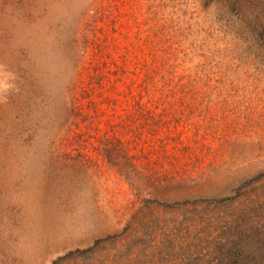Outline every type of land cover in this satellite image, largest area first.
I'll use <instances>...</instances> for the list:
<instances>
[{"label":"rangeland","instance_id":"374dc122","mask_svg":"<svg viewBox=\"0 0 264 264\" xmlns=\"http://www.w3.org/2000/svg\"><path fill=\"white\" fill-rule=\"evenodd\" d=\"M243 27L211 0H0V143H18L0 155V264H52L108 235L129 264H264V213L173 204L264 169V73L240 62ZM102 131L145 169L205 179L143 208Z\"/></svg>","mask_w":264,"mask_h":264},{"label":"trees","instance_id":"16d2710c","mask_svg":"<svg viewBox=\"0 0 264 264\" xmlns=\"http://www.w3.org/2000/svg\"><path fill=\"white\" fill-rule=\"evenodd\" d=\"M211 1H214L215 5L218 7L220 6L221 9L225 8L227 12L235 15L237 19L243 20L244 27L242 28V32L247 33V35L242 42L247 48L244 47L242 50L243 56L239 58L241 59L240 62L247 64L253 73H264V0ZM71 85V89L74 90L75 87L73 84ZM80 90L83 92L84 97L88 100L89 104L97 107L95 102L91 101V97L88 96L90 90L84 88ZM66 91V88H61V93L59 94L61 99ZM68 100H71V97H69ZM138 106L140 108V104H138ZM140 109L134 108V110H136V114ZM128 115H126V117H128ZM18 117L22 120L21 123L26 126L29 131L35 133L36 128H34V126L36 127V125L33 124L30 119L24 121L25 117L23 115H18ZM149 119L154 120V117L151 116ZM156 122L158 121H155V123ZM65 125H67V123H65ZM61 127H63V123L54 124L48 128L51 132L59 133ZM97 130L100 131L99 127H97ZM66 131L67 130L64 131V138L66 137L65 141L68 144H71L72 142H68L66 140L68 139L67 136H65ZM74 136L76 137V134ZM125 139L126 138L124 137H118L116 133H114L113 136H110L107 131H102L98 151L101 152L100 154L103 159L106 160L108 164L111 165L130 185L131 194L134 196L137 203L140 202L139 204L141 207L148 208L149 206L152 207L159 204H165L164 201L159 202L158 199L161 197L160 193L167 187L172 190H178L184 186L189 187L192 185L191 183L195 184L205 179V176L199 173L192 174L187 173L186 171L173 169L160 172L153 171L152 169H145V165L137 161V158L134 155H129V147L126 145ZM44 144L46 143L44 142ZM17 145L18 143L16 140H10L9 143L1 142L0 155L12 157L14 149ZM51 147L52 145L46 146L45 150L48 151ZM37 149L40 150L38 146H32V150ZM66 156L70 159L69 152H66ZM148 164H151V161H147L146 165ZM241 186L244 188L243 190ZM259 188L262 189L263 192L261 191V194H263L264 169L250 175L247 179L239 181L234 188L235 194H228L215 198L198 195L192 198L175 201L173 204L182 205V207L186 205H193L195 208L199 204H210L214 199V201L216 200L222 205L224 210L223 215H226L227 217L229 216L230 221L244 220L248 219L246 217L250 214L251 216H256L264 213L261 210L264 209V204L262 203L253 207V209L251 207H247L248 202H246V200L249 197L254 195L257 200L260 198L259 193H257ZM217 202L214 203L217 204ZM111 237L112 236L108 235L104 238H99L92 245L86 248L76 249L75 251L69 252L64 256L57 258L52 262V264H129L132 262V260H129L128 263L118 259V255L113 253L110 247V245L114 242L111 241ZM133 261H138V259H133Z\"/></svg>","mask_w":264,"mask_h":264}]
</instances>
